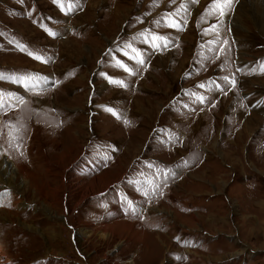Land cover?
Wrapping results in <instances>:
<instances>
[{"label": "rangeland", "instance_id": "374dc122", "mask_svg": "<svg viewBox=\"0 0 264 264\" xmlns=\"http://www.w3.org/2000/svg\"><path fill=\"white\" fill-rule=\"evenodd\" d=\"M63 2L0 0V73L39 77L0 80L25 100L0 109V164L22 168L0 183V264H264V0L224 17L205 15L212 0Z\"/></svg>", "mask_w": 264, "mask_h": 264}, {"label": "snow or ice", "instance_id": "6c2138e0", "mask_svg": "<svg viewBox=\"0 0 264 264\" xmlns=\"http://www.w3.org/2000/svg\"><path fill=\"white\" fill-rule=\"evenodd\" d=\"M156 2V0H154V3ZM172 2L174 3L175 0H172ZM191 3H197L198 0H190ZM53 3L57 4L62 11L65 10L64 8V2L63 0H53ZM233 3V0H212V3L208 6V10L206 11L205 15H211L213 12H215L218 17H224L227 13V11L231 10V5ZM181 8H184L186 10L187 5L186 4H181L180 6ZM72 8V0H68V10H71ZM162 19L165 20V25L166 27L169 28H174L177 31L182 30V27L180 24H178L174 19H170L168 17H163ZM203 19V17L201 18ZM138 22H143L141 20L138 19ZM219 22V21H218ZM155 23L157 24V26H160V21H155ZM212 28L215 29L216 25H212ZM45 31H48V34L51 36H55L56 34L51 32L50 30L45 29ZM208 29H204V35L208 34ZM149 35L148 30H145L141 33H139L140 37H143V42L148 44L149 47H151L153 49V51H160L162 49H166L168 47V44L170 43V41L168 40V38L166 36H162V35H158L156 33H151V40H148L147 37ZM218 35V33H217ZM133 39H136V37H133ZM228 44L227 40H224L221 46V51H224V46H226ZM20 50L24 51V46L23 45H19ZM125 49H131L133 53H135V55L133 56H129V59H132L136 62L137 65L143 66L145 64V59L143 58L142 53L137 50L136 48H134L130 43H126L124 45L123 49L118 48L117 51L121 52L123 55L128 56V52L125 51ZM211 50V49H210ZM27 54L37 60L40 61L42 63H46L47 61L44 60L43 57L36 55L33 52H27ZM115 60V66L121 67L123 68V70L125 72H127L129 75H134L135 71L133 69H130L129 67H127V65L123 64L122 61H120L119 59H116L115 57L113 58ZM239 70V69H237ZM260 71L261 73H264V63L261 64L260 66ZM101 75L105 76L106 79H108L109 83H114L119 85L120 87H125V84L123 81L120 80H113L111 77H108L106 74L101 73ZM39 79V77L34 76L33 74L30 73H24V74H16V73H11V74H5V73H0V80L2 81H6L8 83H13V84H17L22 86L25 91H28L30 87H35V85L32 83V81ZM223 81L230 85L232 88L236 87V81L234 78H230L229 76L225 75L223 78ZM211 83H215V82H211ZM199 87L204 88L205 85L201 84L199 85ZM216 89L219 91H225L223 88H221V86L219 84L215 85ZM187 95H192L195 96L196 100L200 103H204L205 101V97L200 96L196 93H186ZM226 94V92H225ZM9 100L11 101L12 99H15L19 104H24L25 100L22 96H17L15 93L12 92H4L2 90H0V109H3L5 107V100ZM7 107L12 108L13 105L11 103H9L7 105ZM107 111L113 112L112 109H106ZM113 115H116L115 112H113ZM125 123H128V121H125ZM7 128H8V136H9V143L10 145L15 142V146L17 147V149H19V141L22 138L21 137V132L23 131L24 125L22 123H20L19 121L16 124H12V123H8L7 124ZM148 167H152L151 164L148 165ZM170 171V170H169ZM166 180H167V173L164 174V186L166 185ZM129 183H133L132 181H129ZM137 183V191H140L141 195H143L145 197V199L149 198V190L147 189H143L140 185L139 182ZM159 186L156 185L155 183H153L152 185V190H151V194H156V189ZM162 195V193H160ZM129 207H133L131 202H128Z\"/></svg>", "mask_w": 264, "mask_h": 264}, {"label": "bare ground", "instance_id": "6f19581e", "mask_svg": "<svg viewBox=\"0 0 264 264\" xmlns=\"http://www.w3.org/2000/svg\"><path fill=\"white\" fill-rule=\"evenodd\" d=\"M256 1H260V0H256ZM251 119V118H250ZM247 120V119H246ZM250 121V120H249ZM252 121V119H251ZM22 168L21 166H16L15 164H13L12 162H10L9 160L4 159L1 164H0V183L1 181H3L6 184H11L12 182H10L8 180H4V176L6 175H12L15 176L16 174H21ZM68 178H70V175H68ZM7 186V185H6ZM16 188V187H15ZM18 188V187H17ZM70 189V188H69ZM79 203V202H78ZM67 207V206H66ZM67 215L64 216V220L68 222V220L72 219L74 217L73 214H68V212L66 213ZM5 215V214H4ZM87 225V224H86ZM89 225V224H88ZM105 226V225H104ZM100 227V226H99ZM109 229V228H108ZM105 230V229H104ZM86 232H81V230L78 232V235L80 234L81 236H83ZM131 234V233H130ZM135 235V234H134ZM136 236V235H135Z\"/></svg>", "mask_w": 264, "mask_h": 264}, {"label": "crops", "instance_id": "0c3cea01", "mask_svg": "<svg viewBox=\"0 0 264 264\" xmlns=\"http://www.w3.org/2000/svg\"><path fill=\"white\" fill-rule=\"evenodd\" d=\"M111 216V215H110ZM113 216H111L110 218H112Z\"/></svg>", "mask_w": 264, "mask_h": 264}]
</instances>
